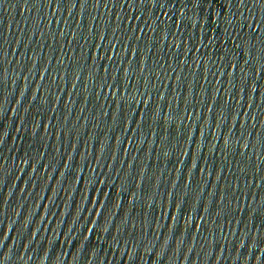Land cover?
I'll return each mask as SVG.
<instances>
[{"label": "water", "instance_id": "water-1", "mask_svg": "<svg viewBox=\"0 0 264 264\" xmlns=\"http://www.w3.org/2000/svg\"><path fill=\"white\" fill-rule=\"evenodd\" d=\"M0 264H264V0H0Z\"/></svg>", "mask_w": 264, "mask_h": 264}]
</instances>
